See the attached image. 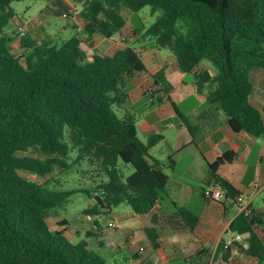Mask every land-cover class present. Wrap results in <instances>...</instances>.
I'll return each mask as SVG.
<instances>
[{
    "label": "trees",
    "instance_id": "trees-1",
    "mask_svg": "<svg viewBox=\"0 0 264 264\" xmlns=\"http://www.w3.org/2000/svg\"><path fill=\"white\" fill-rule=\"evenodd\" d=\"M17 1L21 0H0V264H109L86 240L75 244L64 230L49 225L48 218L74 193L94 200L83 215L106 216L120 204L142 214L168 203L193 231L198 214L178 205L166 188V167L173 169L175 159L170 156L166 164L149 159L163 135L142 141L135 114L122 111L129 101L131 79L146 70L140 50L125 46L109 55L95 48L92 39L111 38L120 31L127 22L123 9L162 10L144 34L154 37L158 47L171 49L184 73L204 60L211 62L215 74L207 69L196 72L198 91L208 90L209 101L227 114L234 131L261 137L264 121L250 102V73L264 69V0H72L80 6L82 29L54 44L26 34L20 53L14 51V38L7 33L19 17L12 5ZM137 28L139 32L144 26ZM154 77L164 86L154 104L167 100L177 110L165 69ZM32 149L44 156L20 154ZM234 157L230 150L209 165L216 171ZM84 162L89 167L86 173L101 178L94 189L55 187L57 168ZM127 164L134 171L125 177L122 167ZM217 177L216 183L227 193L239 194L230 182ZM256 222L254 214L240 213L231 229L248 235L245 252L263 261L264 243L255 231ZM146 232L159 247L155 222ZM228 255L222 244L221 258Z\"/></svg>",
    "mask_w": 264,
    "mask_h": 264
},
{
    "label": "crops",
    "instance_id": "crops-1",
    "mask_svg": "<svg viewBox=\"0 0 264 264\" xmlns=\"http://www.w3.org/2000/svg\"><path fill=\"white\" fill-rule=\"evenodd\" d=\"M50 6L53 11L49 12ZM50 6L42 10H46L44 19L37 17L29 23L21 18L29 27L44 30L42 35L34 31L27 34L52 44L59 42L54 38L58 32L51 25L46 26L55 7L65 17L67 27L76 29L75 34L82 29L81 19L76 20L79 17L78 4L72 0H52ZM66 13L74 15V22ZM17 20L20 17L15 18L13 25ZM118 32L117 39L114 38L115 34L111 38L95 35L93 45L109 55L125 46L140 50L146 70L131 79L129 101L123 105L122 111L135 114L138 137L142 141L145 142L153 134L163 135L151 148L149 159L157 158L166 164L168 158L173 156L174 168L166 167L169 176L167 191L178 205L196 212L199 221L192 231L175 208L168 203H159L150 212L142 214L135 213L132 208L131 211L116 210V206L109 215L97 214L93 221L87 220L83 214L76 220L75 217L71 219L69 215L57 213L48 218L50 227L64 230L75 244L86 240L88 247L109 264H203L209 258H214L215 264H222L223 241L233 232L231 224L242 212L236 205L206 196L207 186L215 184L217 176H220L251 201L257 219L255 231L264 243V136L234 131L227 114L217 103L209 101L208 90L198 91L196 72L207 69L215 74L211 62L204 60L192 72L184 73L174 52L158 47L156 40H150L143 32H138L136 24L127 21ZM146 38L149 39V48L142 44L147 41ZM88 53H93V50L90 48ZM160 69H165L167 79L173 84L170 94L177 110L167 100L154 104L157 96L164 94L162 82L159 79L156 82L154 77V73ZM250 76L253 83L250 102L261 112L264 121V69L254 68ZM173 116H178L181 122H165ZM230 150L235 152L234 159L213 170L209 164ZM257 200L259 204L256 206ZM93 205L94 200L88 207ZM49 219L55 220V224L51 225ZM110 219L117 222L116 229L108 226ZM85 221L89 222L88 227ZM154 222L159 234L160 246L157 248L146 232V227ZM247 239L248 235H245L237 256L238 264H263L245 252Z\"/></svg>",
    "mask_w": 264,
    "mask_h": 264
},
{
    "label": "rangeland",
    "instance_id": "rangeland-1",
    "mask_svg": "<svg viewBox=\"0 0 264 264\" xmlns=\"http://www.w3.org/2000/svg\"><path fill=\"white\" fill-rule=\"evenodd\" d=\"M51 4H52V0H21V1L12 3L14 9L17 12V15L20 17V20H17V21H20L26 26L27 33L29 31L31 32L34 31L35 33H37V35H42L43 34L42 31L44 32V30L40 31V29H35V27L34 28H31V26L29 27L28 24H25L24 22H22L21 18L24 21H27L29 23L33 22V20H35V18L37 17L39 19L41 18L44 19L46 17L45 15L46 10L45 11H42V10L45 9L47 6H50ZM54 9L55 11L51 12L52 14L49 16L48 22L46 21V26L48 27L49 25H51L55 29V31L58 32L57 34H55L54 38H57L59 43H62L64 40L67 39L66 36L68 37H70L71 35L73 36L76 32V29L68 28L67 21H65V17H63L61 12H59V10H57L56 7ZM50 11H53V7L51 6L49 7V12ZM122 13L126 17L128 23L136 24V25H139L140 27L144 26L141 32L145 33L146 29L151 24H153L156 21V19L161 15L162 10L159 9L156 12H152L150 6H145L138 12H131L128 9H123ZM73 16L74 15L72 14L67 17L73 19ZM76 20H79V17H77ZM7 33L10 36H13L14 38L12 42L14 51H16L17 53H20L22 51L20 49L21 37H16V35L14 34L15 28L13 24L9 27ZM144 36L150 37V40H153V39L155 40V38L152 36H147L145 34ZM114 38L116 39L119 38V32L115 33ZM146 40L147 41H143L142 44L146 45L149 48L150 47L148 44L149 39L146 38ZM83 46L85 49H87V51L90 50V48H88L87 45H83ZM166 49L170 50L169 48H166ZM170 52L172 51L170 50ZM165 122H181V120L179 119L178 116H173L171 118H168ZM20 154L21 155L25 154V155L35 156V157L44 156L41 152L34 150V149L28 152H25V153H20ZM88 168L89 167L86 162L82 163L81 165H73L69 167L68 169L57 168L55 170L54 177L57 180H59V183H56L55 187L60 190L75 189V188H85V189H90V190L94 189L100 183L101 178L93 179L90 173H86V170ZM133 171L134 169L131 166V164H127L122 167V173L125 177L130 175ZM20 174L28 179H33V180L37 179L36 175H33L26 171H20ZM92 200L93 199H91V201ZM91 201L89 198H87L85 193H74L70 195V197L68 198V201L62 207L58 208V213L62 215H69L71 219L75 217L76 220H79L82 216L83 210L86 207H88V204ZM258 204H259V201L257 200V202H255V205L257 206ZM115 209L116 210L128 209L129 211H131V207L126 204H121L117 206ZM49 221L51 225L55 224V220L49 219ZM88 223L89 222L85 221V224L87 227L89 226Z\"/></svg>",
    "mask_w": 264,
    "mask_h": 264
},
{
    "label": "built area",
    "instance_id": "built-area-1",
    "mask_svg": "<svg viewBox=\"0 0 264 264\" xmlns=\"http://www.w3.org/2000/svg\"><path fill=\"white\" fill-rule=\"evenodd\" d=\"M15 35L16 37H23L27 34V29L24 24L20 21L14 22ZM125 39V37H122ZM205 194L208 198L217 201H224L232 205H236L242 213H245L247 216H251L254 214V209L251 201L247 200L243 194H229L226 192L225 188H223L220 184H212L207 186L205 190ZM98 217L97 214L86 215L87 220L93 221ZM108 226L112 229H116L118 227L115 219H110L108 222ZM245 235L240 232L233 231L224 241L223 247L229 252L227 259H222V264H238L237 256L241 252V245L245 240ZM264 264V260L262 261ZM203 264H215L214 258H209Z\"/></svg>",
    "mask_w": 264,
    "mask_h": 264
}]
</instances>
